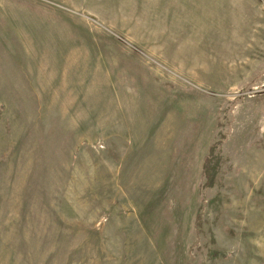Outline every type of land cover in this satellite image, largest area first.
Instances as JSON below:
<instances>
[{
  "label": "rangeland",
  "instance_id": "rangeland-1",
  "mask_svg": "<svg viewBox=\"0 0 264 264\" xmlns=\"http://www.w3.org/2000/svg\"><path fill=\"white\" fill-rule=\"evenodd\" d=\"M0 264H264V0H0Z\"/></svg>",
  "mask_w": 264,
  "mask_h": 264
}]
</instances>
